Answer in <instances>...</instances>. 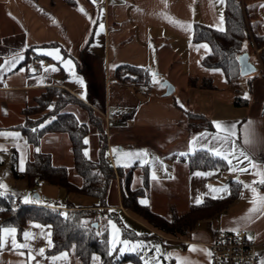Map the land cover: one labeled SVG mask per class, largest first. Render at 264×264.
Wrapping results in <instances>:
<instances>
[{"label": "crops", "instance_id": "1", "mask_svg": "<svg viewBox=\"0 0 264 264\" xmlns=\"http://www.w3.org/2000/svg\"><path fill=\"white\" fill-rule=\"evenodd\" d=\"M241 1L248 11L250 33L264 36V0ZM223 8V0H73V3L66 0H0V64L11 61L0 72V131L20 133L17 126L22 122V108L44 88L58 86L88 104L101 118L104 114L120 116V120L111 119L107 125L103 121L114 165L123 168L134 163L147 165L149 188L145 200L153 212L165 218H170L172 213L180 215L196 205L198 198L202 202L206 198L227 196L229 181L239 184L236 199L225 210L199 220L186 237L178 238L186 243L164 240L166 245L176 243L169 249L164 264H177V257L188 258L192 264H209L208 253L202 251L207 249L206 243L217 231L235 228L238 221L243 223L241 218L246 215H250L246 230L259 243V258H264V213L259 203L256 212L248 213L253 207L252 201L264 195V187L256 186L260 180L256 172L264 168V75L246 41L243 48L256 70L238 78L240 94L245 98L247 93L248 103L236 106L234 92L222 70L212 71L216 68L201 64L210 47L205 49L201 46L205 42L191 40L196 22L223 29ZM53 49L58 51L48 55ZM28 50V59L24 61ZM19 55L24 59L17 63L13 57ZM123 63L147 67L151 87L117 83L114 69ZM49 65L56 70L52 71ZM159 73L163 76L160 79L156 77ZM190 77L209 78L214 88L191 86L188 84ZM163 80L174 86L170 95H164ZM188 113L203 115L210 126L190 130ZM213 121L221 122L222 129H230V132L218 130ZM246 127L254 135L255 142L251 145L245 144ZM201 133L207 135L199 138ZM61 134H48L42 140L56 141ZM225 136L228 137L226 145L222 139ZM194 137L198 140L190 146L189 141ZM137 140L140 144L132 146ZM233 144L234 153L230 151ZM222 145L227 159L218 157L227 163L226 168L190 171L185 161L188 154L196 150L208 151V148L220 149ZM0 146V155L11 154V162L18 170L21 158L25 167L33 151V146L21 133L20 138L0 136ZM241 152L257 167L244 160ZM124 153L137 155L129 159ZM197 172L202 174L196 175ZM139 179L140 185L141 177ZM246 184L249 187H245ZM225 186L227 191H222ZM116 187L118 189V182ZM252 187L257 189L256 194L251 191ZM16 199L18 203H26ZM93 202L95 200L78 206ZM120 206L113 209L115 217L120 220V212L142 225ZM34 224L50 226L29 221L19 233L13 234L18 243H28L29 248L13 247L11 237L4 234L0 264H35L36 260L40 264H80L67 252H64L65 257L59 256L61 252L47 254L51 226L37 228ZM25 231L34 238L26 241ZM189 245H195L196 250L190 251ZM40 248L45 249L43 256L39 255ZM29 250L35 257L33 261L27 260ZM20 251L26 255L20 256ZM52 257L57 259L53 261Z\"/></svg>", "mask_w": 264, "mask_h": 264}, {"label": "trees", "instance_id": "2", "mask_svg": "<svg viewBox=\"0 0 264 264\" xmlns=\"http://www.w3.org/2000/svg\"><path fill=\"white\" fill-rule=\"evenodd\" d=\"M73 3V0H66ZM222 20L224 28L219 30L203 23L196 22L193 26L192 42H205L210 51L205 55L201 64L210 68L222 70L228 86L234 92L236 106L247 105L248 101L240 94L238 78L241 76L237 57L245 52L243 44L248 41L250 46L260 49L257 65L264 75V36L251 34L248 11L241 0H223ZM26 52V61L27 54ZM23 61V62H24ZM114 79L117 83L130 87L144 85L151 87V74L145 66L119 64L114 69ZM191 86L213 89L209 78L190 77ZM79 105L86 110L87 120L81 122L77 116L65 111L69 105ZM49 105L53 107L50 109ZM22 122L18 130L31 146H37L45 135L66 134L69 140L73 158V169L80 178V183H74L68 178L67 169L63 165L52 163L48 152L32 151L26 164L25 171H19L12 165L13 175L24 178L30 191L35 192L36 185L46 182L62 187L67 193L86 195L95 198L88 206H75L66 200L61 205L49 206L37 203H18L12 195H0V226L8 225L17 229L18 233L29 221H36L51 226L52 246L46 250L49 255L67 252L71 258L80 264H119L132 262L144 264L138 253L118 254L111 250L109 255V233L105 228L93 227L98 222L96 214L99 211L108 212L110 217L119 222L113 214L115 206L121 205L134 219L145 226L148 233L136 234L122 227L123 237L130 239L165 240L164 237H186L195 224L202 219L210 218L225 210L237 197L239 184L229 181V194L222 198L204 199L199 205H192L183 214L172 213L165 218L151 210L148 204H142L149 188V172L146 164L134 163L129 168L113 166L105 160L106 139L101 118L88 104L58 86H48L37 95L30 104L22 110ZM188 128L196 130L210 126L209 121L201 114L188 113ZM49 121L43 128L39 127L44 121ZM91 125L99 130V150L96 158L84 155L87 143L84 142ZM36 129V131H32ZM185 161L190 171H205L208 169H224L227 163L210 151L196 150L187 155ZM1 163V160H0ZM140 169L141 184L132 185L133 171ZM118 182V200L116 183ZM113 196V199H111ZM115 202V203H112ZM66 213L67 215H61ZM99 233V235H98ZM163 243V242H162ZM95 254L98 259H93Z\"/></svg>", "mask_w": 264, "mask_h": 264}, {"label": "rangeland", "instance_id": "3", "mask_svg": "<svg viewBox=\"0 0 264 264\" xmlns=\"http://www.w3.org/2000/svg\"><path fill=\"white\" fill-rule=\"evenodd\" d=\"M248 43H246V46ZM256 49H258L255 45L252 46V49L250 50V54L255 55V60L258 61L259 54L256 53ZM154 73V72H153ZM158 79L160 77H163L161 73L156 75ZM65 111L74 113L77 118L81 122H85L87 120V113L84 108H82L79 105H69L65 107ZM113 130V127H111ZM111 130V132H112ZM119 135V132L118 134ZM87 146L86 149L88 150V158L94 159L98 155L99 150V130L96 125H91L89 128V133L87 135ZM50 139V140H42L37 146L32 147L33 151H36V148H39V152H50L52 155V163L53 164H59L63 165L67 169L68 178L70 181L74 183H80V178L78 175L75 174L73 169V159L69 150V144L67 140L66 134H61L57 137L56 141ZM140 144V141H134L132 142V146H138ZM116 149V148H115ZM11 154L7 155H0V181H2L7 187L4 190L5 195H12L20 200H24V196H29V199H32V195L34 192L30 191L29 188L26 185V181L24 178L21 177H15L13 175L12 171V162H11ZM140 169L136 168L134 172V184L135 186H138L140 183ZM35 192L38 194L40 200L42 201V205H61L65 203L66 200L73 203V205H82L91 203L95 200V198L86 196V195H77L74 193H67L62 187L54 186L46 182H40L38 185H36ZM118 189H116V195L115 198L118 200ZM113 199V196L112 198ZM115 203V202H112ZM29 204V203H28ZM34 204V203H32ZM120 220L119 222L115 219L109 217L108 212H102L99 211L96 216L99 222V226L104 227L108 230L109 233V241L112 240V245H110L111 250H116L118 254H125V253H138L140 257H144L142 261L145 264V260L148 262V264H164V259L167 258V253L169 249L174 246L176 243H169L166 245L164 243V240H154V239H130L127 237H123L121 234L122 227L126 228L128 230L134 231L136 234L141 233H148V229L139 224L138 222L134 221L131 218H128L127 216L122 215V213L119 212ZM111 220L115 225L116 228L119 229L118 232H113L112 226L108 223V221ZM167 237V236H166ZM169 238V236H168ZM170 238H176V237H170ZM130 241L131 243L129 245H124L122 241ZM137 241L142 242L141 245H136V251H130L126 250L121 252V248H131L133 245L136 244ZM168 241V240H166ZM163 242V243H162ZM169 242V241H168ZM159 245V252L156 250V246ZM120 264V263H119Z\"/></svg>", "mask_w": 264, "mask_h": 264}, {"label": "snow or ice", "instance_id": "4", "mask_svg": "<svg viewBox=\"0 0 264 264\" xmlns=\"http://www.w3.org/2000/svg\"><path fill=\"white\" fill-rule=\"evenodd\" d=\"M94 2H95V0H94ZM81 11H83V9H81ZM101 27H102V25H101ZM201 46L203 48H205V49H208L209 48V45L206 44V43L203 44V45H201ZM36 51L42 52L44 50L43 49H36ZM57 51L58 50L53 49V50H51V51L48 52V55H52L54 52H57ZM23 59H24V57L22 55L14 56L13 57V60H15L17 63L19 62V60H23ZM237 59L243 61L245 58L244 57H237ZM9 63H11V61L6 62L4 64H0V72H2L8 66ZM12 66L15 67V64H13ZM48 68H50L52 71H55L56 70V68L54 66H52V65H49ZM20 71L23 72L24 69L21 68ZM212 71L220 72L221 69L216 68V69H212ZM247 71H255V69L251 65L245 66L242 63V65H241V74L243 75ZM153 80H154V82H156V80H155V74H153ZM81 83H83V82L81 81ZM245 98H247V93H245ZM177 102L179 103V101H177ZM52 107H53L52 105H49V108L50 109ZM180 107L183 108L184 105L183 104H180ZM47 123H49V121L46 120V121H44L43 124H40L39 127L43 128L44 125L47 124ZM212 123H213V125L218 130H224V131H229L230 132V129H222L221 122L213 121ZM250 124H251V122H249V125ZM231 127L234 128V125H232ZM32 131H36V129H32ZM206 135H207V133H201V134H199V138H203ZM0 136H5V137H9L10 136V137H14V138H20V133H18V132L0 131ZM218 139H220V138L218 137ZM222 139L224 141V145H226L228 143V137L225 136ZM197 140H198V138L197 137H194L193 138V141H189L190 146L192 145V143L194 141H197ZM84 142L85 143H88L87 138H85ZM254 142H255L254 141V135H253L251 129L248 128V127H246V129H245V144L251 145ZM0 147H2V146H0ZM4 150L6 151V149H4ZM39 151H40V149L39 148H36V152H39ZM114 151H115V149H114ZM208 151L212 152L216 156H223V158L227 159V156H224L223 155V145L221 146L220 149H217V148H208ZM230 151L232 153L235 152V145L234 144L232 145V148H231ZM84 155L85 156H88V150L87 149H84ZM136 155L137 154H134V153H124V156L126 158H129V159L134 158ZM181 155H187V154L186 153H181ZM240 155H242L244 157V160L249 161V163L252 164V166L254 168L257 167L255 164L252 163L250 157L248 155H246L244 152H241ZM24 163H25L24 159L21 158V160H20V169H19L21 172L25 171ZM141 163H144V161L141 160ZM229 163H231V160H229ZM231 170L232 169H230V171ZM241 170H244V169H241ZM195 174L196 175H201L202 173L197 172ZM256 174L260 177L259 183L261 185H264V168L259 169L256 172ZM153 178L155 179V175H153ZM253 183H256V182L253 181ZM6 187L7 186L2 181H0V195H5V191L4 190L6 189ZM245 187H249V185L246 184ZM222 191H227V186H225L222 189ZM251 191L254 194L257 193V189L255 187H252L251 188ZM24 202H26V203H37V204L42 203V201L40 200V198L38 196H35L32 199H29V196H27V195L24 196ZM140 202L142 204H147V201L146 200H141ZM195 203L197 205H199L201 203V200L198 198V199H196ZM257 203H259L260 208H261V211H262V213H264V195H258V201L256 199H254L252 201L253 207H251V208L248 209V213L249 214L254 213V212L257 211V207H256ZM61 215H65L66 216L67 214L66 213H61ZM241 219L243 220V223H241V222L238 221L237 222V227L232 228V229H229V230L230 231H233V232H236L237 234H239V231L240 230L246 229L248 223H250V215H246L245 217H243ZM108 223L112 226V229H113V232L114 233L119 231V229L116 228V225L111 220H109ZM34 227L42 228V227H50V226H41L39 224H34ZM16 231H17V229L14 228V227H10V228H2V227H0V247H3L4 246V244H5V235L4 234L7 233L11 237V243H12L13 247L18 248V249H26V248H29L30 246H29L28 243H18L17 242L15 236L13 235L14 233H16ZM23 235H24V238H25L26 241L29 240L30 238H34L33 234H31L29 231H25L23 233ZM50 235H51V233L49 232V237H50ZM98 235H99V233H98ZM248 239L249 240H252V239H254V237H252L251 235H249L248 236ZM122 243L124 245H129L131 242L125 240V241H122ZM109 244L112 245V240L109 241ZM141 244H142V242L137 241L136 244L133 245L131 248H121L120 251L121 252L126 251V250L136 251V245H141ZM48 246L49 247L52 246L51 239L48 240ZM188 247H189V250L190 251H195L196 250V246L195 245H189ZM156 250L159 252V245L156 246ZM202 251L207 252L209 256L211 255V253L207 249H202ZM44 252H45V249L44 248H40L39 249V255L43 256L44 255ZM111 254L112 253H111V248H110L109 249V255H111ZM19 255L20 256H25L26 254H25L24 251H20L19 252ZM59 256L60 257H65L66 256V253L61 252L59 254ZM51 259L53 261H55L57 259V257H52ZM93 259L96 260V259H98V257H96L95 254H93ZM141 259H144V257H141ZM27 260L28 261L35 260V257L33 255V252L31 250H29L27 252ZM35 264H40V262L38 260H36L35 261ZM145 264H148V262L146 260H145ZM177 264H192V262L190 260H188V258H184L183 260H181L179 257H177ZM259 264H264V258H261L260 259Z\"/></svg>", "mask_w": 264, "mask_h": 264}, {"label": "built area", "instance_id": "5", "mask_svg": "<svg viewBox=\"0 0 264 264\" xmlns=\"http://www.w3.org/2000/svg\"><path fill=\"white\" fill-rule=\"evenodd\" d=\"M260 49H256V53H258ZM258 63L260 65V60L258 59ZM261 66V65H260ZM105 125L111 119L120 120V116L118 114L107 115L104 114L102 116ZM106 135V152H105V160L110 163L113 168L114 165V155L110 153L109 142H108V130L105 129ZM256 186L264 187L260 183H257ZM121 208V206H120ZM123 210V209H122ZM249 233L246 229H242L239 231V234L230 230H220L217 231L212 239L206 243L207 250L211 253L208 255V263L209 264H259L260 258L258 254V242L254 239H248ZM164 239L168 241L174 242H183L186 243L185 240L178 238H168L164 237ZM264 243V240H262ZM183 249V248H181Z\"/></svg>", "mask_w": 264, "mask_h": 264}, {"label": "water", "instance_id": "6", "mask_svg": "<svg viewBox=\"0 0 264 264\" xmlns=\"http://www.w3.org/2000/svg\"><path fill=\"white\" fill-rule=\"evenodd\" d=\"M238 57H244V58H245L243 61L238 60V62H239V71H240V74H241V65H242V63H243L245 66H247V65H251V66L256 70V66L254 65V63H253L252 61H250V59H249V55H248L247 52H243V53L240 54ZM252 72H254V71H247V72H245V73L243 74V76L248 75V74H250V73H252ZM241 75H242V74H241ZM161 84H162L163 86H165V92H164V95H170V94L173 92V90H174V86H173L168 80H163V81L161 82ZM35 196H38V194H37L36 192L33 193L32 197H35ZM38 197H39V196H38ZM92 226H93V227H97V226H98V222H93V223H92Z\"/></svg>", "mask_w": 264, "mask_h": 264}]
</instances>
